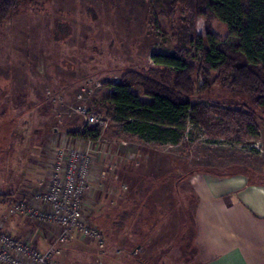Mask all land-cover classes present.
<instances>
[{
    "label": "rangeland",
    "instance_id": "1",
    "mask_svg": "<svg viewBox=\"0 0 264 264\" xmlns=\"http://www.w3.org/2000/svg\"><path fill=\"white\" fill-rule=\"evenodd\" d=\"M16 11L0 25V194L9 193L13 199L30 195L45 176L47 159L39 149L51 140L60 143L69 131L86 124L85 118L73 114L78 101L108 120L109 106L101 99L108 84L126 70L155 67L150 55L175 45L168 18L151 0H20ZM204 24L203 14L196 20V32L203 36ZM212 31L217 39L227 37L225 25L218 20L212 21ZM198 58L194 49L188 60L196 64ZM194 79L201 84L199 74ZM131 89L143 101L150 100L140 86ZM57 96L63 104L53 103L51 98ZM193 103L237 107L229 91L217 85L208 93H200L196 86ZM46 115L45 128L40 123ZM186 130L188 142L160 146L121 138L108 121L103 140L114 153L112 170L104 173L99 184L97 177L107 165L95 164L89 214L104 234L107 253H98L93 243L75 238L63 246L58 262L91 264L97 254L105 264L193 260L184 230L193 203L187 175L194 169L210 172L229 164L235 165L234 171L252 169L247 164H252L253 156L259 152L264 159V121L259 122V139L254 143L208 138L200 124L189 123ZM127 152H137L136 161L126 160ZM260 162L264 165V160ZM248 175L264 179V173ZM5 209L0 202V213ZM7 228L18 236L29 230L23 217L11 218ZM40 243L44 247L45 242Z\"/></svg>",
    "mask_w": 264,
    "mask_h": 264
},
{
    "label": "trees",
    "instance_id": "2",
    "mask_svg": "<svg viewBox=\"0 0 264 264\" xmlns=\"http://www.w3.org/2000/svg\"><path fill=\"white\" fill-rule=\"evenodd\" d=\"M19 1L0 0V25L17 12ZM151 2L168 18L175 45L170 51L150 55L155 67L126 70L118 81L108 84L101 99L109 106L108 116L117 136L145 144L177 145L184 141L190 123L200 124L214 140L224 138L238 144L257 141L259 122L264 121V0ZM203 14L204 36L196 32L197 17ZM213 20L225 25L226 38L215 37ZM194 49L199 54L196 64L188 60ZM196 74L201 77L199 85ZM136 85L149 101L131 89ZM216 85L229 91L236 108L231 103L208 107L193 103L196 86L200 93H208ZM101 132L100 126L85 124L68 135L96 139ZM202 172L209 171L194 169L189 175ZM11 200V194H0V202Z\"/></svg>",
    "mask_w": 264,
    "mask_h": 264
},
{
    "label": "built area",
    "instance_id": "3",
    "mask_svg": "<svg viewBox=\"0 0 264 264\" xmlns=\"http://www.w3.org/2000/svg\"><path fill=\"white\" fill-rule=\"evenodd\" d=\"M46 95L51 97L49 91ZM51 100L55 104L64 103L60 96ZM82 101L73 107V114L85 118L88 125L100 126L101 134L96 139L65 135L64 141L51 140L42 149L47 159L45 181L27 197L5 203L6 209L0 213V264H62L56 259L63 246L75 238L93 243L98 253H107L104 234L90 221L89 214L95 164L107 165L97 177L99 184L104 173L112 170V152L103 140L110 119L102 118L97 109H91ZM253 147L258 149L257 144ZM138 156L137 152L125 153L129 161H136ZM13 217L25 218L29 230L24 236L12 234L7 228ZM41 241L45 242L44 247L40 246ZM91 264L105 263L97 254Z\"/></svg>",
    "mask_w": 264,
    "mask_h": 264
},
{
    "label": "crops",
    "instance_id": "4",
    "mask_svg": "<svg viewBox=\"0 0 264 264\" xmlns=\"http://www.w3.org/2000/svg\"><path fill=\"white\" fill-rule=\"evenodd\" d=\"M48 120L42 117L40 125L46 128ZM261 157L259 152L253 156L247 164L252 169L245 172L231 170L235 165L229 164L187 175L193 194L192 215L184 229L193 249L188 264H264V179L248 175H263ZM39 166L44 169V164ZM45 177L46 173L37 185Z\"/></svg>",
    "mask_w": 264,
    "mask_h": 264
}]
</instances>
